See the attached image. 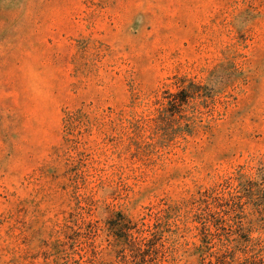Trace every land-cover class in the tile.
<instances>
[{
    "label": "rangeland",
    "instance_id": "374dc122",
    "mask_svg": "<svg viewBox=\"0 0 264 264\" xmlns=\"http://www.w3.org/2000/svg\"><path fill=\"white\" fill-rule=\"evenodd\" d=\"M0 264H264V0H0Z\"/></svg>",
    "mask_w": 264,
    "mask_h": 264
},
{
    "label": "trees",
    "instance_id": "16d2710c",
    "mask_svg": "<svg viewBox=\"0 0 264 264\" xmlns=\"http://www.w3.org/2000/svg\"><path fill=\"white\" fill-rule=\"evenodd\" d=\"M115 225H116L115 228H118L117 230H119L120 232H122V235L121 236H123L124 239L128 243L129 242L135 243L136 241H138L139 245H140V243H142V244L145 245L146 242L148 241V240H146V237L143 235L145 232H149V229L148 228H146V229H143V228L142 229H136L134 232L137 235L134 236V234L130 232L133 227L128 226L127 223H125V221L123 220V218H121L118 222H116ZM115 237L118 240H121L122 239V237H120L119 235H117V233H115ZM122 241H123V239H122Z\"/></svg>",
    "mask_w": 264,
    "mask_h": 264
}]
</instances>
